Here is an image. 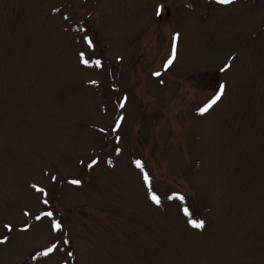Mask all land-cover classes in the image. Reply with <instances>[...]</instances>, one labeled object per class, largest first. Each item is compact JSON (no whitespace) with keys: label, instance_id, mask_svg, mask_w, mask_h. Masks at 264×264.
Segmentation results:
<instances>
[{"label":"rangeland","instance_id":"obj_1","mask_svg":"<svg viewBox=\"0 0 264 264\" xmlns=\"http://www.w3.org/2000/svg\"><path fill=\"white\" fill-rule=\"evenodd\" d=\"M81 51L101 67L79 64ZM219 83L221 101L197 116ZM43 209L61 232L34 219ZM5 235L0 264H264V0H0ZM50 242L64 251L32 259Z\"/></svg>","mask_w":264,"mask_h":264},{"label":"snow or ice","instance_id":"obj_2","mask_svg":"<svg viewBox=\"0 0 264 264\" xmlns=\"http://www.w3.org/2000/svg\"><path fill=\"white\" fill-rule=\"evenodd\" d=\"M215 2L217 4H221V5H229V4L234 3V0H215ZM161 10H162V5H157L156 8H155L156 15H159L161 13ZM81 31H84V29L82 28ZM179 36H180L179 32H173V34L171 36V50H170V52H169V54L167 56V59L163 61V69H162L163 71L168 70L169 67L173 65V62H174V60L177 57ZM82 40H83V43L87 46V48L89 50L94 48L93 40H92V38L89 35H87V34L84 35L82 37ZM77 55H78L79 64L83 65L84 67H93V66H95L97 68L101 67L102 62H101L100 59H88V58H86L85 52H83V51L78 52ZM229 67H230V65L225 64L220 69V71L224 72ZM152 75L158 77V76L161 75V72L157 71V72H154ZM90 83L94 84L96 82L92 81ZM161 83H163L162 80H161ZM225 89H226V85L224 83H219L214 88L213 94L206 100V102H204L201 106H199L196 109V115L200 116V117H203L205 114L209 113V111L211 109H213V107L215 105H217L218 102L221 101V99H222V97H223V95L225 93ZM124 103H125V100L121 99L119 101V107L123 108L124 107ZM122 119H123V117L121 116L115 121L116 128H113V131H116V129L119 128ZM119 139H120L119 136H117L116 137L117 142H119ZM115 151H116L117 154H119L121 149L117 147L115 149ZM81 163H84V162L81 161ZM97 163H98L97 159H91L89 162H87L85 164V166L88 169H92L95 165H97ZM107 163L109 164V166H111V164H112L111 160L107 161ZM132 164H133V166L136 169L139 170V177L142 180L143 185L146 188H148L147 199L149 201H151L152 204H154L156 206H159L160 203H161V199H160L159 195H157L154 191L151 190V187H150L151 178H150L149 174L145 171V168H144V165H143L142 161L139 160V159H136V160L132 161ZM51 179L53 181H55L56 177L52 176ZM68 183L73 185V186L79 187L81 185L82 181L80 179H78V178H74V179L68 180ZM30 187L36 193L42 194L43 197L47 196V191L45 190V188L40 187V186H38L35 183L31 184ZM174 198L179 199L182 202L184 201V197L182 195H179V194H176V193H173L172 195L168 196L169 200H172ZM40 202L42 204H44V205H48V203H49V201L46 198L45 199H41ZM181 211L183 212V215L185 217H189L187 219V221H186L188 227L193 228V229H197V230H201V229H203L205 227V221L204 220L190 218V212H189L188 208L184 207V208L181 209ZM23 215L25 217H28V216H30L32 214L29 211H24ZM42 218H47L48 219V221H49V231L51 233L55 234L57 232H61L62 231V227H63L62 223L59 220L54 218L53 211L43 209L37 215L34 216V219L37 220V221H40ZM29 227H30V225L27 222H25L24 225L20 228V231L21 232H26L29 229ZM3 228L9 233L11 231H13V227H12V225L10 223H4L3 224ZM8 239H9V237L7 235H5L3 237H0V245H4L8 241ZM62 243H63L64 246H70L71 241L69 239H63ZM56 251H64V248H61L58 245V243H56V242H50L46 247L43 248L42 251L37 252L32 257V259H36L37 257H48L50 254H52V253H54ZM67 256L71 257V256H73V253L69 251V252H67Z\"/></svg>","mask_w":264,"mask_h":264}]
</instances>
